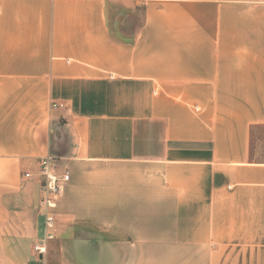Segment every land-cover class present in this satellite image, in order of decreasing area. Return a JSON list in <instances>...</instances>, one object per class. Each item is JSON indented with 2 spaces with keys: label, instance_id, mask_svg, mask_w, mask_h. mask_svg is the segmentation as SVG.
<instances>
[{
  "label": "crops",
  "instance_id": "1",
  "mask_svg": "<svg viewBox=\"0 0 264 264\" xmlns=\"http://www.w3.org/2000/svg\"><path fill=\"white\" fill-rule=\"evenodd\" d=\"M0 264H264V0H0Z\"/></svg>",
  "mask_w": 264,
  "mask_h": 264
},
{
  "label": "built area",
  "instance_id": "2",
  "mask_svg": "<svg viewBox=\"0 0 264 264\" xmlns=\"http://www.w3.org/2000/svg\"><path fill=\"white\" fill-rule=\"evenodd\" d=\"M55 107L56 104H53ZM52 156L47 154L39 160V176L42 178L41 203L43 206L44 216V236L33 244V251L37 254H43L46 250L45 242L54 238L55 214L53 210L56 207V199L62 193L64 184L69 180V173L63 170L61 173L56 172ZM29 177V173L24 174Z\"/></svg>",
  "mask_w": 264,
  "mask_h": 264
},
{
  "label": "rangeland",
  "instance_id": "3",
  "mask_svg": "<svg viewBox=\"0 0 264 264\" xmlns=\"http://www.w3.org/2000/svg\"><path fill=\"white\" fill-rule=\"evenodd\" d=\"M262 136V130L260 129V137Z\"/></svg>",
  "mask_w": 264,
  "mask_h": 264
}]
</instances>
